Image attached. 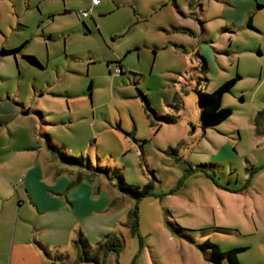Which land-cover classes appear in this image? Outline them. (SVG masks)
<instances>
[{
    "label": "rangeland",
    "instance_id": "rangeland-1",
    "mask_svg": "<svg viewBox=\"0 0 264 264\" xmlns=\"http://www.w3.org/2000/svg\"><path fill=\"white\" fill-rule=\"evenodd\" d=\"M224 1L100 0L82 17L92 0H0V91L56 123L45 130L69 188L111 198L84 232L97 264H228L210 242L264 263V12L263 30L232 32ZM232 78L231 116L205 127L198 91ZM120 175L145 195L123 193Z\"/></svg>",
    "mask_w": 264,
    "mask_h": 264
},
{
    "label": "crops",
    "instance_id": "crops-1",
    "mask_svg": "<svg viewBox=\"0 0 264 264\" xmlns=\"http://www.w3.org/2000/svg\"><path fill=\"white\" fill-rule=\"evenodd\" d=\"M228 1L224 5L233 8L235 21L227 30L233 32L238 21L249 30H263L255 22L264 12V0ZM99 4L92 2L88 10ZM29 105L20 95L0 91V264H81L76 263L80 251L75 240L81 233L87 238L86 226L107 210L111 198L95 183L79 181L69 188L74 172L61 164L59 147L45 130L56 123ZM31 116L36 126L28 133L20 121ZM87 241L89 256H98V249Z\"/></svg>",
    "mask_w": 264,
    "mask_h": 264
},
{
    "label": "trees",
    "instance_id": "trees-1",
    "mask_svg": "<svg viewBox=\"0 0 264 264\" xmlns=\"http://www.w3.org/2000/svg\"><path fill=\"white\" fill-rule=\"evenodd\" d=\"M28 41H25L20 46L12 48V49H2L1 55H12L19 52L23 47L26 46ZM198 56L202 60V67L204 69H208V64L206 59L198 54ZM27 60H29L33 64L39 65V59L35 55H26L25 56ZM237 83V78H232L226 80L224 83H222L219 87H217L213 92H203L198 91L199 94V105L201 109V121L205 127L209 126H215L223 121H225L227 118H229L232 114V109L230 107H224L222 106V101L225 96V94L232 90V88ZM264 115V112L261 113ZM160 120L166 121V122H173L174 118L170 116H160ZM52 145V144H51ZM53 150H55V146L52 145ZM57 150V148H56ZM57 153L59 154V157L64 160L66 156L60 151V149L57 150ZM65 161V160H64ZM120 190L123 193L126 194H133L136 198H142L146 190H141L139 187L131 186L128 183L125 182L124 178L120 175ZM75 245L80 251V255L78 256V259L76 260V263H83L86 261H96L99 262V252L98 256H89L90 252V246L87 241V238H85L84 234L81 233L77 240H75ZM210 246L213 249V253L215 255V258L218 260H227L228 264H241L238 254L248 249L247 247H237L233 248L227 251H222L219 246L213 242H210ZM51 264H55L54 262H51Z\"/></svg>",
    "mask_w": 264,
    "mask_h": 264
},
{
    "label": "built area",
    "instance_id": "built-area-1",
    "mask_svg": "<svg viewBox=\"0 0 264 264\" xmlns=\"http://www.w3.org/2000/svg\"><path fill=\"white\" fill-rule=\"evenodd\" d=\"M92 2L94 5H97L100 3V0H93ZM79 13L83 17H88L90 15V10H88V9L81 10Z\"/></svg>",
    "mask_w": 264,
    "mask_h": 264
}]
</instances>
